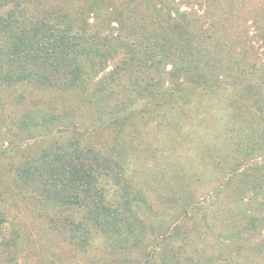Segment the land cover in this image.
<instances>
[{
	"label": "trees",
	"instance_id": "obj_1",
	"mask_svg": "<svg viewBox=\"0 0 264 264\" xmlns=\"http://www.w3.org/2000/svg\"><path fill=\"white\" fill-rule=\"evenodd\" d=\"M20 86L78 105L8 120L0 97V264L26 219L140 264L264 263V0H0V88Z\"/></svg>",
	"mask_w": 264,
	"mask_h": 264
},
{
	"label": "rangeland",
	"instance_id": "obj_2",
	"mask_svg": "<svg viewBox=\"0 0 264 264\" xmlns=\"http://www.w3.org/2000/svg\"><path fill=\"white\" fill-rule=\"evenodd\" d=\"M182 9L186 8L183 7ZM0 97L4 105L3 113L5 115L11 114L12 118L15 119H18L24 110L33 106L34 103L45 102V100L52 98L59 101L60 97H64L67 101H74L78 105L77 98L72 95L60 93L52 95L33 86H20L9 90L0 88ZM9 119L11 118L8 116ZM0 127V129H3V126ZM108 138L109 135L103 132L101 140L106 141ZM26 149L30 153L35 150L31 146ZM8 162V159H0V166L3 167L4 174L0 182V191L4 193L6 211L10 210V204H14L15 206L11 210L12 213H17L18 204L15 203L11 195L13 173ZM16 222L17 219L14 223L16 224ZM24 228L26 235L29 236L31 248L25 256H21L20 264H140L142 262L141 252L139 254L134 252L124 257L97 235L92 238L91 245L87 249L80 250L71 242L58 236L56 232H49L44 223L26 219ZM159 253H162V245L159 247L158 255L151 259L149 264H160ZM235 258L237 264H264L258 260H244L239 255H235Z\"/></svg>",
	"mask_w": 264,
	"mask_h": 264
}]
</instances>
